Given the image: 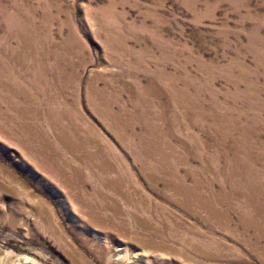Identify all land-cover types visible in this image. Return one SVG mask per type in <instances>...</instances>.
<instances>
[{"label": "rangeland", "instance_id": "374dc122", "mask_svg": "<svg viewBox=\"0 0 264 264\" xmlns=\"http://www.w3.org/2000/svg\"><path fill=\"white\" fill-rule=\"evenodd\" d=\"M263 168L264 0H0V264H264Z\"/></svg>", "mask_w": 264, "mask_h": 264}, {"label": "bare ground", "instance_id": "6f19581e", "mask_svg": "<svg viewBox=\"0 0 264 264\" xmlns=\"http://www.w3.org/2000/svg\"><path fill=\"white\" fill-rule=\"evenodd\" d=\"M263 170H264V168H263ZM254 177V176H253Z\"/></svg>", "mask_w": 264, "mask_h": 264}]
</instances>
